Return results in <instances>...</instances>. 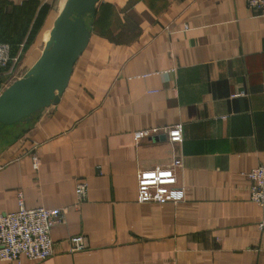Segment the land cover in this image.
I'll use <instances>...</instances> for the list:
<instances>
[{
  "label": "crops",
  "instance_id": "1",
  "mask_svg": "<svg viewBox=\"0 0 264 264\" xmlns=\"http://www.w3.org/2000/svg\"><path fill=\"white\" fill-rule=\"evenodd\" d=\"M50 1L0 0V40L35 57L16 79L64 5ZM87 22L60 101L0 136V212L19 208L20 191L26 207L66 208L53 255L21 264H264L247 176L264 164V15L246 0H100ZM179 122L174 143L162 128ZM175 157L185 199L139 201V170ZM81 179L88 198L78 203ZM76 234L87 246L71 251Z\"/></svg>",
  "mask_w": 264,
  "mask_h": 264
},
{
  "label": "built area",
  "instance_id": "2",
  "mask_svg": "<svg viewBox=\"0 0 264 264\" xmlns=\"http://www.w3.org/2000/svg\"><path fill=\"white\" fill-rule=\"evenodd\" d=\"M247 6L257 15H264V0H246ZM24 52L16 51L10 43L0 40V82L4 87L16 79ZM241 90L233 94L244 95ZM161 128L141 130L136 138L160 131ZM171 142L184 140V129L181 122L163 127ZM38 167V162H34ZM183 165L181 157H175L171 162L153 168L141 169L138 178V200L141 202L155 201L158 203L181 202L186 197V188L178 181L177 168ZM247 176L250 180V199L262 209L258 223L264 231V164L252 168ZM88 182L78 181L76 186L77 201L81 203L88 198ZM66 208L26 207L23 191L19 192V208L15 211L0 212V258L21 264L22 258L43 260L54 253L52 230L55 225L65 220ZM70 250L77 251L86 248V237L83 234L72 235L69 238Z\"/></svg>",
  "mask_w": 264,
  "mask_h": 264
},
{
  "label": "water",
  "instance_id": "3",
  "mask_svg": "<svg viewBox=\"0 0 264 264\" xmlns=\"http://www.w3.org/2000/svg\"><path fill=\"white\" fill-rule=\"evenodd\" d=\"M99 2L65 0L39 58L0 93V129L30 120L60 101L74 65L89 44L92 31L87 17L96 13Z\"/></svg>",
  "mask_w": 264,
  "mask_h": 264
},
{
  "label": "rangeland",
  "instance_id": "4",
  "mask_svg": "<svg viewBox=\"0 0 264 264\" xmlns=\"http://www.w3.org/2000/svg\"><path fill=\"white\" fill-rule=\"evenodd\" d=\"M51 3H53V4H55V5H59V9L61 8V6H62V4L65 2V0H51L50 1ZM101 5V4H100ZM104 7V6H103ZM109 11L110 12H112L113 10H112V6L110 5L109 6ZM91 20V19H90ZM25 55V56H24ZM24 57H23V60L21 61V63H20V65L19 66H21V65H23L24 64V66H26V62H30V61H32V60H34V56H33V53H32V51H24ZM11 128H12V126H10ZM5 128H7V126L5 127ZM9 129V128H8ZM5 129L4 128H1V130H0V136H2L3 134H6L5 132H3Z\"/></svg>",
  "mask_w": 264,
  "mask_h": 264
},
{
  "label": "trees",
  "instance_id": "5",
  "mask_svg": "<svg viewBox=\"0 0 264 264\" xmlns=\"http://www.w3.org/2000/svg\"><path fill=\"white\" fill-rule=\"evenodd\" d=\"M104 6V7H103ZM109 6H110V4H103L102 6H101V14L102 15H107V16H110L111 15V12L109 11ZM8 42V41H7ZM10 43V42H9ZM10 45L12 46V49H13V53H15L17 50H18V47H15V45H13V44H11L10 43Z\"/></svg>",
  "mask_w": 264,
  "mask_h": 264
}]
</instances>
